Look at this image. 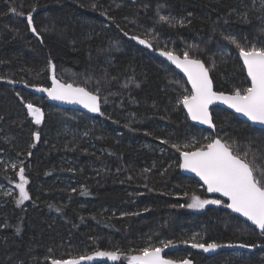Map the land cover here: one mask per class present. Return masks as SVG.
Here are the masks:
<instances>
[{
    "label": "trees",
    "instance_id": "1",
    "mask_svg": "<svg viewBox=\"0 0 264 264\" xmlns=\"http://www.w3.org/2000/svg\"><path fill=\"white\" fill-rule=\"evenodd\" d=\"M33 8L36 33L27 23ZM229 35L264 43V0H0V155L20 162L14 171L0 163V187L14 189L0 190V264H51L96 251L120 255L96 264H128L141 249L168 242L165 257L174 261L264 264V236L225 203L187 209L194 195L212 198L179 172L183 150L173 145L201 130L177 104L189 92L185 80L154 56L188 51L209 67L214 90L230 94L249 82ZM52 67L63 83L98 95L100 112L90 117L32 94L49 86ZM27 103L43 112L40 125ZM211 113L212 136L256 153L264 166V130L224 109ZM21 167L29 199L17 204ZM193 237L255 247L206 254L191 247Z\"/></svg>",
    "mask_w": 264,
    "mask_h": 264
},
{
    "label": "snow or ice",
    "instance_id": "2",
    "mask_svg": "<svg viewBox=\"0 0 264 264\" xmlns=\"http://www.w3.org/2000/svg\"><path fill=\"white\" fill-rule=\"evenodd\" d=\"M95 7V6H93ZM11 11L15 14L16 9ZM27 13V23L33 33L36 28L33 26V12ZM23 14V13H21ZM160 21L171 22V18L159 16ZM183 23V21H181ZM127 36L128 34L125 33ZM130 39L137 40L142 45L151 47L150 44L138 36H131ZM226 39L239 51V58L243 62V68L247 73V86H234L230 94L223 91H215L213 81L210 78V69L205 66L201 59L190 55L188 51L183 53V58L170 50L160 51V55L166 57L187 77V82L191 85L190 93L185 90L177 100V104H182L188 116L193 121L215 127L209 111V105L215 101L226 104L234 109L236 113H241L253 122L264 124V43H251L245 38L241 43L234 36H227ZM51 65V61L49 62ZM214 66V64H213ZM37 91L46 92L51 99L67 101L69 103L82 104L90 112H100L98 97L83 87L74 86L72 83H63L55 75L52 76L51 88H37ZM28 116L32 122L40 125L44 119V114L39 107L32 103L25 104ZM34 140H39L37 132L33 134ZM173 147H176L173 145ZM179 151V148H177ZM180 168L195 173L210 193H220L227 197L229 201L225 206L235 213H239L251 222L255 228L260 230V235L264 236V166L257 163V154L249 151L241 154L233 151V146L221 139H213L207 145H202L194 151H180ZM25 169L20 168L17 175L20 183L15 187L19 190L17 204H23L29 199L25 185L28 183L24 175ZM75 191V189H73ZM11 195V193H8ZM221 200H202L198 196L192 197L189 208H203L207 204L220 205ZM183 207V205H182ZM19 230V229H18ZM171 242L165 243L164 247H169ZM188 243V241H184ZM192 248L202 249L205 252L214 251L221 247L249 248L255 245H221L216 242H198L193 237ZM163 248L145 247L139 254L127 257L128 264H192L188 259L174 261L165 259L161 253ZM97 257H106L109 260L120 259L118 251H96L92 255H82L78 258L68 260H52L51 264H81L82 261H92Z\"/></svg>",
    "mask_w": 264,
    "mask_h": 264
},
{
    "label": "water",
    "instance_id": "3",
    "mask_svg": "<svg viewBox=\"0 0 264 264\" xmlns=\"http://www.w3.org/2000/svg\"><path fill=\"white\" fill-rule=\"evenodd\" d=\"M128 1H133V0H128ZM178 55V54H177ZM154 56L158 57L160 60H162L165 64H167L168 66L172 67L179 75H181V77L185 80L186 82V85H187V88L189 91H191V85L187 82V77L183 74L182 71H180L178 68L175 67L174 64L171 63V61H169L166 57L164 56H161L160 55V51H157V52H154ZM180 56V55H179ZM181 58H183L182 56H180ZM238 58H239V54H238ZM239 61L241 63V66L243 68V62L242 60L239 58ZM244 72H245V76L247 78V73H246V70L243 68ZM55 75L54 73V68L52 67L51 70H50V76H49V86L47 87H44V86H37V87H34V88H31L30 91L32 92V94L38 96V97H42L44 98L48 104H51V105H54V106H57V107H61V108H64V109H70V110H74V111H78V112H81L83 114H86L90 117H93L95 115H97L99 112H90L87 108H85L82 104H78V103H69L67 101H60V100H54V99H51L48 94L46 92H41V91H37V88H51L52 87V76ZM210 75V74H209ZM56 77V76H55ZM57 78V77H56ZM211 78V76H210ZM58 79V78H57ZM59 80V79H58ZM62 82V81H61ZM249 82V81H248ZM250 83V82H249ZM80 87V86H79ZM214 87V86H213ZM86 89V88H85ZM87 90V89H86ZM88 91V90H87ZM94 94V93H93ZM96 95V94H95ZM98 97V103H99V106H101V99L98 95H96ZM183 111H184V114L186 115L189 123L191 125H193L194 127L198 128V129H202V130H206L208 132H211V133H214L215 132V127H210L209 125L207 124H201L199 121H193L190 119V117L188 116L187 114V111L186 109H184L183 105L180 104ZM214 108H220V109H224V110H227L228 112L232 113L234 116H236L238 119H240L241 121L247 123L249 126L253 127V128H256V129H259V130H264V124H261L259 122H253L251 120H249L246 116H244L243 114L241 113H236L234 109H231L229 108L226 104H223L222 102L220 101H215L213 104L209 105V111H210V114L212 116V113H211V110L214 109ZM212 120H213V117H212ZM214 124V122H213ZM215 125V124H214ZM214 139H218V138H214ZM181 163V158H180V155H179V165ZM179 172L187 177V178H191V179H194L196 180L200 186L205 190V193L208 197L210 198H213V199H219L221 200L223 203H225V205L229 202L227 200V197H223L221 196L220 193H210L207 191V186L204 185L203 181L200 180V178L193 172L189 171V170H186V169H182L180 168L179 166ZM212 199V200H213ZM214 205L216 208L220 207V205H215V204H212ZM226 210L231 213V215H233L234 217L238 218L239 220H241L242 222L252 226L255 228L254 225H251V222L250 221H247L245 217H242L239 213H235L233 212L231 209H228L226 207ZM257 231L260 232L259 229L255 228ZM172 250V248H163V251L161 253V255L165 258V259H168L165 257V255L170 252ZM189 260V259H188ZM100 261V257H97V258H94L92 261H82L81 264H96ZM191 261V260H190ZM192 262V261H191ZM193 264V262H192Z\"/></svg>",
    "mask_w": 264,
    "mask_h": 264
},
{
    "label": "rangeland",
    "instance_id": "4",
    "mask_svg": "<svg viewBox=\"0 0 264 264\" xmlns=\"http://www.w3.org/2000/svg\"><path fill=\"white\" fill-rule=\"evenodd\" d=\"M180 56L183 57V55H180ZM189 93H190V91H189ZM31 120H32V118H31ZM200 130L201 131L198 132V133H192L191 135H189V137H187V139L185 138L186 140L184 139V141L182 140V142L174 144L176 146L174 148H180L183 151H190L191 149H193V148L196 149V148H198V146H202L203 144L207 145L211 140L214 139V137L212 136L211 132H208V131L202 130V129H200ZM215 138H217V137H215ZM0 156H2V155H0ZM0 163L2 164V166L4 167L5 170H11V171L19 169V166H20V162L18 160H16V159L12 160L10 158H4L3 156L0 157ZM15 181H16V184L20 183V179H19V176L17 174H16ZM0 190H2L3 194H5V195H9L8 193H11V194L14 193V189L13 188H8V187L6 188V187H2L1 186ZM192 197L189 198V203L188 204L192 203ZM199 198L202 199V200H210V199H204V198H201V197H199ZM213 200H215V199H213ZM207 205H205L203 208H189L187 206V209L190 210V211H194L195 212V211H199V210L204 209ZM163 247H164V245H163ZM222 248L236 250L237 253H239L241 251L249 250L247 248H239V247H231V248H229V247H221V248H218V249H222ZM218 249H216L214 251H209V252H205L204 251V252L206 254H210V253H213V252L217 251ZM200 250H202V249H200ZM236 251H235V253H236Z\"/></svg>",
    "mask_w": 264,
    "mask_h": 264
},
{
    "label": "bare ground",
    "instance_id": "5",
    "mask_svg": "<svg viewBox=\"0 0 264 264\" xmlns=\"http://www.w3.org/2000/svg\"><path fill=\"white\" fill-rule=\"evenodd\" d=\"M51 105V104H50ZM54 106V105H53Z\"/></svg>",
    "mask_w": 264,
    "mask_h": 264
}]
</instances>
